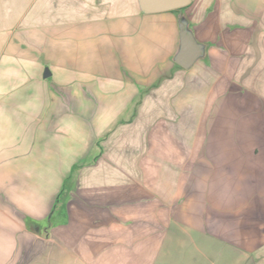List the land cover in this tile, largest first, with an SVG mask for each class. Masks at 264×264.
I'll list each match as a JSON object with an SVG mask.
<instances>
[{
  "label": "crops",
  "instance_id": "crops-1",
  "mask_svg": "<svg viewBox=\"0 0 264 264\" xmlns=\"http://www.w3.org/2000/svg\"><path fill=\"white\" fill-rule=\"evenodd\" d=\"M259 16L264 61V0H191L161 12L146 11L141 0H0V46L35 47L28 60L45 64L43 81L96 78L129 87L132 100L145 92L152 99L163 96L161 103L146 98L145 110L152 112L151 125L160 121L155 125L163 128L169 201L158 233L152 221L139 228L137 217L133 223L78 224L64 197L73 165L43 208L16 204L20 226L4 246L0 264H231L232 203L215 193L216 180H210L218 169L227 178L229 157L209 151L218 115L212 118L210 112L241 76L236 56L253 51ZM183 23L202 48L189 67L177 62ZM27 32L32 43L25 42ZM26 61L25 54L18 60ZM184 141L194 145L188 149ZM247 233L245 264H264V223Z\"/></svg>",
  "mask_w": 264,
  "mask_h": 264
},
{
  "label": "rangeland",
  "instance_id": "rangeland-1",
  "mask_svg": "<svg viewBox=\"0 0 264 264\" xmlns=\"http://www.w3.org/2000/svg\"><path fill=\"white\" fill-rule=\"evenodd\" d=\"M259 17L253 51L236 56L241 76L210 112L212 118L218 115L209 151L217 158L229 157L227 178L218 169L210 180L213 184L216 180L215 193L232 203L228 212L233 214L235 234L227 238L232 245L227 249L231 264H245L242 246L247 244V232L264 223V61ZM26 34L25 42L32 43V34ZM34 50L0 46V263L11 233L20 226L19 206L43 208L62 189V179L73 165L64 197L78 224L133 223L137 217L139 228L152 221L154 232L162 231L169 202L168 177L163 172L167 146L162 142L163 128L155 125L160 121L151 125L152 112L145 110V101L150 97V103H161L163 96L154 94L152 99L145 92L132 100L129 87H113L96 78L43 81L45 64L28 60ZM23 54L26 63L18 62ZM83 89L94 94H84ZM187 141L182 145L189 149L194 144Z\"/></svg>",
  "mask_w": 264,
  "mask_h": 264
},
{
  "label": "water",
  "instance_id": "water-1",
  "mask_svg": "<svg viewBox=\"0 0 264 264\" xmlns=\"http://www.w3.org/2000/svg\"><path fill=\"white\" fill-rule=\"evenodd\" d=\"M143 7L148 12H161L173 10L188 5L191 0H141ZM182 47L177 57V62L184 67H189L202 53L201 45L197 43L193 34L185 23L181 28ZM51 74L46 68L45 76Z\"/></svg>",
  "mask_w": 264,
  "mask_h": 264
}]
</instances>
